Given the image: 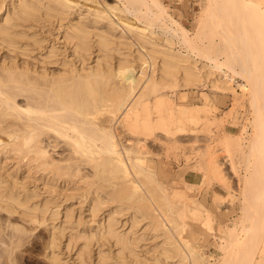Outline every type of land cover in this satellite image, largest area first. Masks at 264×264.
Listing matches in <instances>:
<instances>
[{
    "label": "bare ground",
    "instance_id": "bare-ground-1",
    "mask_svg": "<svg viewBox=\"0 0 264 264\" xmlns=\"http://www.w3.org/2000/svg\"><path fill=\"white\" fill-rule=\"evenodd\" d=\"M84 1L0 0V236L9 226L28 230L13 216L44 227L51 264H230L209 248L228 246L230 236L245 243L236 264H264V85L255 70L262 49L250 48L264 38V0H226L232 13L251 12L259 30L254 42L235 31L238 20L233 32L220 31L227 45L233 41L232 57L255 54L231 60L242 59L241 69L225 64L231 54L220 44L223 61L208 51L213 43L200 47L195 35L205 28L192 36L165 0ZM223 1H204L217 31L230 20L228 3L218 7ZM203 10L195 17L200 27L213 18ZM129 13L147 22H131ZM237 34L252 51L238 46ZM248 94L255 109L249 139L248 124L235 116L226 126L229 110L218 105ZM202 133L206 149L196 144ZM150 139L168 160L154 158ZM219 145L247 161L246 185H256L251 231L226 223L236 209L224 207L231 193ZM199 173L221 184L212 185L205 209L194 192ZM0 239L5 251L14 242Z\"/></svg>",
    "mask_w": 264,
    "mask_h": 264
},
{
    "label": "rangeland",
    "instance_id": "rangeland-1",
    "mask_svg": "<svg viewBox=\"0 0 264 264\" xmlns=\"http://www.w3.org/2000/svg\"><path fill=\"white\" fill-rule=\"evenodd\" d=\"M100 1V0H99ZM182 1V2H181ZM165 0V2H166V4L168 5V8H169V10H171L172 8V10L170 11L171 13H173V15L176 17V18H180L181 20H182V22L183 23H185V25L188 27V28H190V29H192V36L194 35V32H195V34L199 31V32H201L200 30H203L202 28H205L204 29V32L202 31V33L199 35L198 33V36H197V34L195 35V38L196 39H198L197 40V44H199L200 45V47H203V49H205L204 47H206V45L207 44H212V47L211 46H208V47H211V48H209L208 49V51L210 50V54L212 53L213 55H216V56H218L219 54L218 53H220L219 51H220V49L218 48V47H220L221 48V53H222V49H223V51H224V49L225 50H227V49H229V50H227V52H228V54L230 53L231 55H228V57H229V60L227 61L226 59H227V55H225L224 53L223 54H220L219 55V57H220V59H222V61L223 60H226L225 61V64L228 62V64L227 65H229V63H230V61L233 59V58H235V59H233L232 61H234V60H237L236 59V57L237 58H239V56H240V58H241V56H245L246 55V57H247V54L244 52V55L242 54V55H235L234 57H232V54H235L234 52V48H233V41H229L228 42V45H230V47H231V49L233 48V51L232 50H230V47L228 48H224L223 46L224 45H222V35H224V40H225V42L224 43H226L225 45L226 46H228L227 45V42H226V34H227V32H228V30H231V32H233V28L232 27H234V28H236V25L239 23V25H241L242 24V22L244 21L245 23H244V25H242V26H240L239 27V30H238V26H237V30H235V31H239L238 33L240 34V35H243L244 34V36H248L249 35V33H251L252 34V36L254 37V35L255 36H258L257 34L259 33V30H258V26H257V24H256V22H254L253 20H252V13L251 12H246L245 14H244V12H236L235 10H234V12L232 13V11H233V9H231V7H230V4L226 1V0H224V1H226V3H228L229 4V6H228V4H227V8H229V9H231V10H229V11H231V12H228L227 10H225V11H227L228 12V14H227V16L230 18V20L229 19H227L226 18V20H229L228 22L230 23V25H232L231 23H233V25L232 26H230L229 24H228V22L227 21H225V24H226V22H227V24L226 25H224L223 27H221V28H223L222 30H221V28L219 29V31H217V28H216V26H217V24H216V26H215V24H214V20H215V18L213 17L214 15H212V13H211V11H210V7L208 6V4H207V6H208V8L206 7V5H204V1L205 0ZM222 0H217V3H219V2H221ZM224 1H223V5L220 3V5H218L217 3V5H218V7H221V6H224ZM82 2H85L84 0H82ZM102 2H108V3H110V4H114V3H116V2H119L118 0H101V3ZM179 2V3H178ZM87 3H89V5H95L96 3H94V2H91V1H89V2H87ZM202 3H203V5H204V7H203V5H202ZM206 3H207V1H206ZM205 3V4H206ZM206 7V8H205ZM201 8V9H200ZM224 8V7H223ZM226 8V9H227ZM204 9V10H203ZM218 10H217V12L219 11V8H217ZM198 10H199V12H202V11H200V10H203V11H206V10H208V12H210V16L209 17H213V18H207L209 21H207V22H205V24H204V27H200L201 25L200 24H198V18H199V15L201 14V13H199L198 12ZM220 10H222V9H220ZM241 10V9H240ZM222 11H224V10H222ZM224 11V12H225ZM242 11H248V10H242ZM195 12H196V14H195ZM224 12H221L220 11V13L221 14H223V16H224V14L226 13H224ZM229 13H232L231 14V16H229ZM140 14V13H139ZM220 14V15H221ZM240 14V16L243 18L242 20H241V18H239V16L237 17L236 15H239ZM138 15V14H137ZM195 15V16H194ZM129 18L132 20L131 22H133V21H135L134 23L135 24H137V25H140V26H144V24L147 22V21H145V22H143L144 20H141V21H139V19H145L146 20V17L145 16H143V15H139V16H137L138 18H135V14H130L129 13ZM143 17V18H141V17ZM196 16H198V17H196ZM236 16V17H235ZM75 17H77V15L75 14ZM195 17H196V20L197 21H195ZM224 17H226V14H225V16ZM240 20H239V19ZM186 19V20H185ZM210 19H213L212 21H210ZM236 20H238L239 22L236 24ZM214 21V22H213ZM187 22V23H186ZM144 23V24H143ZM234 23H235V26H234ZM241 23V24H240ZM105 24H108V23H106L105 22ZM199 25V26H198ZM203 26V25H202ZM225 26L227 27V28H230V29H228L227 30V32H225V30H226V28H225ZM245 26V27H244ZM154 27V26H153ZM157 27L158 26H156V27H154V28H151V30H157V32L159 33V32H162L161 31V29L158 27V29H157ZM196 27L199 29L198 31H197V29H196ZM201 28V29H200ZM225 28V29H224ZM245 28H246V30L247 31H249V32H246L245 31ZM48 28H46L45 30L46 31H48L47 30ZM194 29H196V30H194ZM225 32V33H221V32ZM261 31V30H260ZM222 34H220V33ZM230 32V31H229ZM237 32H234L235 34L237 33ZM247 34H245V33ZM51 36H53L51 33H49ZM238 35V34H237ZM236 35V36H237ZM240 35H238V40H240V41H238L240 44L238 45L237 43V45L240 47V48H247L248 49V47L247 46H249L248 44L250 43V39H247V40H249V43L247 42V41H245L246 39V37L244 38V36H243V38L244 39H242V37L240 38L239 36ZM260 35L262 36V35H264V34H262V33H260ZM197 36V37H196ZM251 36V35H250ZM250 36L248 37V38H250ZM252 37V41L254 42V40L253 39H258L259 38V36L257 37V38H253ZM201 40H200V39ZM260 38H262V37H260ZM260 38L258 39V40H256V44L254 43V46H252V47H250V48H252V50H253V48L254 49H257L256 47H258V44H259V46L261 47L260 49H262V50H260L261 52H260V55L258 56V54H259V52L258 51H256L258 54L257 55H255L256 53H255V51L253 50H251L250 48V50H249V52L250 51H252V52H254L253 54L256 56V58H257V60H255V62L257 63V67H255L256 69V73H257V78H258V81H261L262 82V84L260 85L261 86V88H262V85H264V38L262 39V41L261 42H258L259 40H260ZM199 40H200V42H199ZM246 42V45H245V43H244V41ZM252 41H251V43L250 44H252L253 45V43H252ZM201 43V44H200ZM215 43H217V46H218V44H220L218 47H216L215 46ZM223 43V44H224ZM230 43H232V44H230ZM248 43V44H247ZM236 44H234V46L235 47H237V48H239ZM241 45V46H240ZM214 46V47H213ZM223 47V48H222ZM216 48V49H215ZM239 48V49H240ZM242 48V49H243ZM214 49V50H213ZM242 49H240V50H242ZM247 49H244V50H247ZM218 52H217V51ZM244 50H242V51H244ZM258 50V49H257ZM205 51V50H204ZM207 51V52H208ZM232 51V52H231ZM242 51H241V53H242ZM216 52V53H215ZM226 52V51H225ZM247 53H248V51H246ZM204 52L202 51V54H203ZM209 53V52H208ZM204 54H206V53H204ZM252 53L250 52V54H249V56L251 55ZM252 54V55H253ZM251 55V56H252ZM248 56V57H249ZM258 56V57H257ZM245 57V58H246ZM247 57V58H248ZM253 57V56H252ZM249 58V59H251V61H252V59H255V57L254 58ZM239 58V59H240ZM246 58V59H247ZM247 60L248 62H250L251 63V65L252 64H255V63H253V62H251L250 60ZM242 60V59H241ZM241 60H239V62L238 61H236V63L235 64H232V61H231V63L230 64H232L233 66L235 65V67L236 68H238V69H241L242 68V66H240V64L242 63V61ZM254 61V60H253ZM235 62V61H234ZM233 62V63H234ZM238 62V63H237ZM243 65V64H242ZM250 65V64H249ZM52 66H55V65H52ZM255 66H256V64H255ZM251 67H253V65L251 66ZM254 68V67H253ZM264 87V86H263ZM203 89V88H202ZM203 90H206V91H210L207 87H205V89H203ZM262 92V91H261ZM264 93V92H263ZM262 94V93H261ZM260 94V95H261ZM215 94H213V96H214ZM262 95H264V94H262ZM261 95V96H262ZM259 97L260 96H258V99H259ZM233 98V99H232ZM243 98V97H242ZM246 98H247V100H246ZM261 98V97H260ZM262 98H264L263 96H262ZM262 98H261V100H262ZM215 99H217V97L215 98ZM245 99V100H244ZM244 99H240L241 100V102L240 101H238V100H235V98L234 97H229V103L226 105V104H223V103H218V105L220 106V108H222L223 110L225 109V110H229V117H228V119L225 121V124H226V126H229V123H227V122H229V121H231L230 119H232L233 120V118L235 117V116H238L237 118H239L238 120H240V126H242V124H245V125H247V128L250 130L249 131V135H248V139H249V136L252 134V136L254 135L253 133H251V132H253L254 131V133H255V127L254 126H252L253 125V122H254V118L253 117H255V112H253V110L255 111V109H252L253 107H254V103H252V102H250V100H251V96L248 94L247 96H244ZM250 99V100H249ZM232 100H235V101H237V102H235V101H232ZM244 100V101H243ZM260 100V99H259ZM261 100H260V102H261ZM263 101V100H262ZM238 102H240V103H238ZM243 102V103H242ZM250 102V103H249ZM264 102V101H263ZM252 103V104H251ZM253 105V107H251ZM236 109V110H235ZM237 111V114H235L236 112L235 111ZM248 110V112L246 113V111ZM250 111H251V113H252V116L253 117H251L250 115H251V113H250ZM235 112V113H234ZM241 114H243V115H240V113ZM243 116V117H242ZM245 116H246V118H245ZM249 116V117H248ZM242 117V118H241ZM249 118V119H248ZM248 119V120H247ZM253 119V120H252ZM229 120V121H228ZM244 120V121H243ZM249 121H250V123H249ZM242 122H245V123H242ZM248 122V123H247ZM251 122H252V125H251ZM251 126H250V125ZM191 126V125H190ZM192 126H196V125H192ZM191 126V127H192ZM239 126V128H242V127H240ZM251 127H253V128H251ZM236 129L238 132H240L241 131V129ZM232 129H234V128H232ZM253 130V131H252ZM234 132V131H233ZM204 135V136H203ZM247 135V134H246ZM203 136V137H202ZM206 136V137H205ZM186 137V138H185ZM183 140H184V142H187L188 141V139L190 138V136H188V135H184L183 136ZM202 138H204V139H202ZM207 135H205V133L203 134H201V139L200 140H202L201 141V143L200 142H198V143H196L197 144V147L198 148H201V147H203L204 146V148L206 149V143H208V141H207ZM185 139H187V140H185ZM248 139H247V141H248ZM206 141V143H204L205 141ZM203 142V143H202ZM246 142V141H245ZM126 143L127 144H130L131 143V141L129 142V141H126ZM148 143H149V145L153 148V150L155 151V153L156 152H158L159 151V148H161L162 146H161V144H159V142L158 141H154V140H152V139H150L149 141H148ZM200 143V144H199ZM200 147H199V146ZM202 145V146H201ZM204 148H201V149H204ZM216 148H217V146H216ZM219 148L220 149H222L223 150V152L221 153V159H222V166H223V168L225 169V172H226V176H227V180L225 181V183H228L229 182V184H225V185H223V187L225 188V189H228V191L231 193V197L230 198H228V199H226V206H224L226 209H228V211L230 210H235L234 212H230V213H228L225 217H227V221H226V223H227V225L229 226V227H231V228H235V230L236 231H239V229H245V231H251V230H249V228L251 227V224H252V218H254L255 217V215L254 216H252L253 215V213H252V211H253V209L252 208H256L257 207V200L255 199V195H256V190H257V188H256V185H255V187H253L254 185H252L251 183L249 184V185H246V176L245 175H248L249 174V171L247 170V161H245L244 160V158L243 157H241V155H239V153H234V151H229L228 150V147L227 146H223V145H219ZM160 151H161V153H160ZM160 151H159V153H157L155 156H154V158L157 160V161H160V160H163V161H166V160H168V158H167V156H165L166 155V153L164 152L165 150L162 148V150L160 149ZM163 151V152H162ZM160 154V155H159ZM172 157V162H173V160H174V165L175 166H177V168H176V170L178 171V169H180V167H178V163L175 161L176 159H175V157H173V156H171ZM165 158H167V159H165ZM234 163V164H233ZM235 163H236V165H235ZM251 163H254V161H252ZM251 163H249V161H248V165L249 164H251ZM257 164V163H256ZM255 164V165H256ZM255 165H253L252 164V166H255ZM236 166V167H235ZM249 166H251V165H249ZM248 166V167H249ZM186 170V169H185ZM185 170H184V172H182L181 174L185 177V175L187 176V174L185 173ZM255 171V170H254ZM255 175V174H254ZM257 176V175H256ZM256 176H254L253 177V175H252V178L254 179L255 178V180H257V178H256ZM179 179H180V177H179ZM203 179H204V176H203V173H199V175L197 176V178H196V180H195V182L197 183V184H199L200 183V187H195V189H194V192H195V194H196V196H199V197H196V198H198V200H199V202H200V205L199 206H203V209H205V208H207L208 206L210 207L211 206V203H212V191H213V186H216V185H218V184H220V182L217 180V179H209V177H207L206 178V180L205 181H203ZM255 180H253V181H255ZM203 181V182H202ZM201 182H202V184H201ZM252 182V181H251ZM204 183V184H203ZM181 184H182V186L184 187L185 185H184V183H182L181 182ZM254 184H256V183H254ZM202 185V186H201ZM213 185V186H212ZM221 185V184H220ZM252 185V186H251ZM199 188V189H198ZM246 189V190H245ZM197 190V191H196ZM199 190V191H198ZM227 190H226V192H228ZM199 192V193H198ZM199 194V195H198ZM201 203H202V205H201ZM208 203H210L209 205H208ZM228 205V206H227ZM205 206V207H204ZM208 207V208H209ZM230 208V209H229ZM235 208V209H234ZM2 214V216H4L5 217V219L6 218H8L9 216H8V214L7 213H4V212H2L1 213ZM12 221L14 222V223H24L25 225H26V227L28 228V230H26L25 232L26 233H24V232H22V234L20 233V234H18V230H16V228L14 227V226H9V227H7L6 228V231L4 232V233H2L1 234V236H2V238L4 239V240H7V239H11V241L9 240V241H7V243L10 245L11 244V242H12V240L14 241V242H12V244L10 245V246H6L7 248H6V251H5V247H3V245H1V248L3 249V252L1 253L0 252V263H2V264H51L50 262H49V260L47 259V256H46V248H45V246H46V239H47V237H48V233L46 232V229L44 228V227H35V225L34 224H32V223H30V222H24L22 219H20L19 218V216H13L12 218ZM229 220V221H228ZM215 223H216V225L219 223V220L217 219V218H215V221H214ZM3 234H4V237H3ZM1 236H0V238H1ZM9 236V237H8ZM21 238H19V237ZM10 237H12V238H10ZM14 237V238H13ZM7 238V239H6ZM17 238H19L20 239V241L19 240H17ZM228 241H229V243H230V240H232V238L229 236L228 237ZM242 240H243V238H241ZM1 240V239H0ZM16 240H17V242H16ZM242 240H238L239 241V243H233V244H236V245H234V246H232L233 244H232V242L229 244V243H225L224 245H228V246H223L222 247V243H221V245H220V243H218V241L214 244V243H212L210 246H209V248L213 251V253H215L216 254V256H218V257H220L221 256V259H224V256H226L225 257V259L226 258H228V259H231L230 260V264H236V261H238V257L240 258V256L239 255H241V254H244L245 253V250H244V252H241L242 250H243V247L242 246H240L241 244L244 246V244L245 243H243L242 242ZM19 241V242H18ZM241 242V243H240ZM19 243V244H18ZM0 244H3L2 243V241H0ZM231 247H230V246ZM242 247V248H241ZM1 248H0V251H2L1 250ZM225 248V249H224ZM242 249V250H240V249ZM245 248V247H244ZM7 250H8V252H7ZM11 250V251H10ZM4 251L6 252L5 254H4ZM241 253H240V252ZM10 253V254H9ZM1 254H3L4 256H2ZM246 254V253H245ZM245 254H244V256H245ZM5 256H7V258L8 259H6V257ZM4 257V258H3ZM242 258H243V255H242ZM6 259V260H5ZM2 260V261H1ZM5 260V261H4ZM242 260V259H241ZM241 260H239V261H241ZM233 261V262H232ZM235 261V262H234ZM232 262V263H231ZM242 262H243V264H245L244 263V261H241V263L240 264H242Z\"/></svg>",
    "mask_w": 264,
    "mask_h": 264
}]
</instances>
